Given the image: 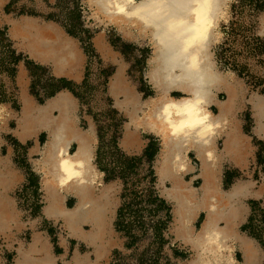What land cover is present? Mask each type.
Here are the masks:
<instances>
[{
  "label": "bare ground",
  "instance_id": "bare-ground-1",
  "mask_svg": "<svg viewBox=\"0 0 264 264\" xmlns=\"http://www.w3.org/2000/svg\"><path fill=\"white\" fill-rule=\"evenodd\" d=\"M87 1L101 21L122 28L129 38L148 37L152 44L145 76L154 95L141 99L127 80L123 63L117 65L110 78L109 92L116 107L129 118L121 140L125 151H139L144 147V140L138 144L141 129L161 136L156 173L162 185L169 183L161 187V193L173 204L175 219L171 231L194 250V257L187 264L205 260L237 263L232 242L239 244L244 259L241 264H257L260 261L258 246L253 239L237 231L235 221L245 210L241 199L258 196L260 192H253V182L248 180L236 181L227 191L221 187L225 155H234L235 162L243 167L249 154L248 136L243 135L238 122L233 121L238 105L245 99L246 88L233 72L218 68L211 50L217 38L215 28L227 0ZM5 2L0 0V15ZM5 19L12 27L11 36L24 41L33 60L37 58L39 63L49 64L56 75L77 78L76 69L82 54L75 40L60 26L29 16L16 19L5 15ZM96 42L98 48L105 49L100 38ZM174 92L182 95L173 96ZM222 94L224 100L220 99ZM21 103L17 115L8 114L17 124L12 129L13 134L21 141L37 136L40 131L48 136L42 146L31 149V154L38 155L32 159L34 169L42 174L44 212L49 219L62 222L70 237L92 246L99 259L105 253L109 233L106 215L112 204V185L102 183L103 172L94 163L93 123L90 122L88 129L79 126L78 104L67 90L43 104H38L24 91ZM248 103L255 120L254 133L264 142V95L251 93ZM5 107L0 105V120ZM221 135L224 138L219 139ZM220 141H223L222 150H219ZM191 151L200 163L198 173L193 175L196 167L189 156ZM3 162L4 173L1 170ZM9 165L10 160L0 158L2 179L11 174ZM196 179H200L198 186ZM68 195L75 198L73 208L65 204ZM4 197L0 191V227L16 204L14 199L10 201ZM201 211L205 219L197 229L193 222ZM36 221L28 225L33 227ZM61 238L67 245L65 236L61 234ZM21 242V246L26 244ZM38 242L37 238L31 244L32 252L39 250ZM42 248L44 253L38 256L29 255L25 247L18 248L17 264L26 261L50 264L49 250L45 246ZM84 257L88 260V256ZM82 258L76 250L73 261L66 264H87Z\"/></svg>",
  "mask_w": 264,
  "mask_h": 264
},
{
  "label": "rangeland",
  "instance_id": "rangeland-1",
  "mask_svg": "<svg viewBox=\"0 0 264 264\" xmlns=\"http://www.w3.org/2000/svg\"><path fill=\"white\" fill-rule=\"evenodd\" d=\"M4 11L16 19L19 16L31 15L46 20L43 22L56 23L68 32V35L70 34L82 54V81H67L71 83L69 90L78 99L79 125L87 129L89 119L92 120L90 122L94 123L98 135L97 147H101V165L111 174H117L114 178L107 179L116 190L118 209L112 232L108 235L112 249L103 264H177L178 261L189 258L188 249L176 241L170 231L171 219L168 221L167 209L161 207L156 210L158 202L148 201L147 198L150 171L155 173L157 164L159 139L149 133L143 132L141 135L148 139L147 147L151 144L153 151L158 150L152 159L144 154L146 149L141 153H125L120 143L125 135L127 119L122 111L116 108L109 92L110 78L117 65L123 63L127 65V80L137 87L141 98L154 95L153 87L145 76L148 70V58L152 54L149 38L125 36L122 28L98 19L87 0H39V2L11 0ZM0 18V22L9 24L2 13ZM215 30L217 38L211 50L216 64L222 71L233 72L244 83L245 99L238 105V109L241 110L237 117L244 132L253 136V119L248 101L253 92L264 95V0H227ZM97 38H100L105 49L98 48ZM22 42L23 48L26 49L23 40ZM110 51L117 55L116 63L112 57L105 58L111 53ZM22 71L29 93L39 103H44L47 98L66 89L62 88L61 82L66 81L65 79L56 76L49 64L40 65L25 53L18 51L9 36L8 26L0 25V105L6 106L2 114L3 119L0 120V136L4 140V154L7 155L11 151L13 163L29 174L28 182L18 185L13 192L20 210L21 221L28 225L35 219L39 220L32 228L48 230L58 253L62 251L58 246L61 234L67 238L72 248L77 246L82 251H87L89 249L85 245L71 240L61 222L41 219V210L45 202L40 176H34L28 161L26 149L31 145H21L12 136L11 131L15 128V121L8 116L9 112L17 115L21 110V96L24 92L20 82ZM173 95L179 97L182 94L175 92ZM221 97L223 98L224 95L222 94ZM12 117L14 118L15 115ZM152 133L160 138L161 143V136L156 132ZM253 143L256 146V153L250 159L248 168L243 171L227 170L226 187L230 186L234 179L242 177L244 180H249L250 177L263 182L264 148L256 138L253 139ZM118 151L124 152L129 158L142 159L123 169V160ZM97 168H99L98 163ZM166 185L169 186V183ZM166 185L164 183L162 186ZM155 187L156 192L160 194L157 182ZM131 188H134L135 192H132ZM129 203L139 212L135 215L127 213L123 217L125 228L118 229L116 222L119 209L123 204ZM167 204L165 207H169L172 216V205L169 202ZM251 206L253 207L251 218L245 229L264 248V208L259 201H252ZM155 231L158 232V236ZM28 233L26 230L25 234L21 235L23 240L20 238L19 240L28 242L30 240ZM5 244L7 242L0 236V255L2 252V256L6 259L5 264H12L15 252L10 247L6 248Z\"/></svg>",
  "mask_w": 264,
  "mask_h": 264
},
{
  "label": "crops",
  "instance_id": "crops-1",
  "mask_svg": "<svg viewBox=\"0 0 264 264\" xmlns=\"http://www.w3.org/2000/svg\"><path fill=\"white\" fill-rule=\"evenodd\" d=\"M35 1L36 2H39V0H35ZM10 2H11V0H7L6 3L3 5L2 11H1V13L3 15H10V14H7L4 11L6 5L9 4ZM23 16L36 17V18H38L41 21H46L43 18L38 17V16H31V15H23ZM17 18H20V16L17 17ZM0 25H7L8 26L9 36L14 41L15 46H16V49L18 51L22 52V53H25L26 55H28L32 59L31 53H29V51H27L25 48H23V42H22V40L19 39V38H14V37L11 36V29H12V27L7 22H0ZM64 32L66 34H68V32H66L65 30H64ZM110 57H112V59L116 63V60L115 59L117 58V55L115 53L111 52L105 58H110ZM33 61L34 62H37L40 65H48V64H45V63L44 64L43 63H39L38 62L39 60L37 58L34 59ZM82 64H83V62H81L80 63V67L78 69H76L77 78L76 77H73V76L72 77L71 76H67V75L66 76L65 75H56V76H58L59 78L65 79L68 82H81L82 79H83V67H82ZM126 69H127V65H126ZM126 69H125V74H126ZM20 79H21L20 82H21V85H22V90L26 91V93H28L30 96H32L29 93L27 84L24 81V71L21 72ZM65 88L66 89H63V90L69 91L76 98V96L71 92V90H69V88L68 89H67V87H65ZM134 88L139 93L137 87H134ZM63 90H60V91H63ZM60 91H58L56 94H58ZM177 93H179V92H177ZM56 94H54L53 96H55ZM172 95H173V93H172ZM53 96H51V97H53ZM32 98H33V96H32ZM147 98H144V99H147ZM144 99H142V100H144ZM220 99L221 100H224L225 99V95H224L223 98L220 95ZM76 101H77V104L79 106V103H78V99L77 98H76ZM36 102L38 104H43V103H39L38 101H36ZM114 102H115V100H114ZM21 105H22V103H21ZM250 108H251V106H250ZM239 110H241V109H238L237 108L236 112L234 113V115H233V121L234 120L237 121L238 122V125H239L240 132L243 135L245 134V135L248 136V149H249V154H248V157H247V160H246V165L243 166V167H240L239 166L240 168L236 165L237 163L235 162V159L236 158H235L234 155L233 156L225 155V157L223 159L222 166H221V187H222V189L224 191H227V190L231 189V187L234 185V183L236 181L244 180L243 177L242 178H236V179L233 180V182L231 183L230 186H227V187L225 186V181H226V179H225L226 177L225 176H226L227 169L228 170L234 169L236 171H238V170L241 171V169L245 170V169L248 168L249 163H250V159L253 158L255 156V153H256V146L253 143V139L256 138L259 142H261L262 145H263V148H264V142L260 138H258L255 135V133H254V127H255V120L254 119H253L254 120V125H253V129H252L253 136H250V135L246 134L244 132L243 128H242V131L243 132L241 131V126H240L241 125V121L237 117V113H239ZM251 115H252V110H251ZM124 116L126 117L125 114H124ZM252 117H253V115H252ZM126 119L128 121L129 118L126 117ZM90 121H92V120L89 119V125H90ZM127 121H126V123H127ZM14 123H15V127H16V125H17L16 124V121ZM126 123H125V125H126ZM89 125H88V128H89ZM93 128H94V133H95V137H96V145H95V151H94V153H95L94 162H95V166L97 168L96 153H97V149H98V147H97L98 135H97V131H96V127H95L94 123H93ZM83 129H85V128H83ZM125 132H126V129H125ZM143 132L144 133H149V134H151V135H153V136H155V137H157L159 139V151L157 153V159H156V163H157V160L159 158V152L161 151V148H162L161 147V143L162 142L160 143V138L155 133H152L153 131H145V130H142V131L138 132L139 133L138 134V137H139L138 144H139L140 140H144L145 141L144 147L141 150L127 152V151H125V149L122 147V145L120 143V145L122 147V150L125 153H127V154L141 153L143 150H145L147 148V145H148V139H145V138H143L141 136ZM11 134L18 141L19 144H21V145H28V144H30L31 145L29 148L26 149L27 150V154H28V161L30 163L31 170H32L34 176H40V186H41V189H42V174H41V172H37L34 169L33 162H32V159L38 158V155L37 154H31V149H32V147H34L36 145L42 146L43 143L48 138L47 133L45 131H40L37 134V136L31 137V138H27V139H25V141H21L19 138H17L13 134V131H11ZM223 136L224 135H221V137L219 139L224 138ZM219 143H221V146H219V150L220 149L222 150L223 149V141H220ZM3 147H4V140L0 136V158H1L2 161H5V158L8 159V161L10 160L9 167L12 170L10 172L11 174L6 175V177H3V179H2V176L0 175V183L2 184V185H0V191H1V194H5L4 199H7L8 200L10 198V201H11L12 199L15 200V198L13 196L14 190L17 188L18 185L23 184L26 181L28 182V176H29V174H28V172H24V170L21 167L16 166L13 163L12 158H11V155H10L11 154V151H9L7 155L4 154ZM189 156L191 158V162L196 167L195 171L193 173H191V175L197 174L198 173V170H199V167H200V165H199L200 163H199L196 155L193 153V151H191L189 153ZM2 164L3 165L1 166V170H2V173H4V172H6L5 171V168H4V162ZM224 165L226 166L225 168H224ZM97 169L100 170L99 168H97ZM100 171L103 172L102 170H100ZM155 175L157 176L156 167H155ZM248 178H249L248 181H252L253 182V185H254L253 192H260V195H258V196H249V197H246V198H242L241 199L240 203L245 207V210L242 212L241 215H239V219L235 221L236 222V229H237V231L240 234H243L246 237H249V238H251V239L254 240V242L258 246V252H259V257H260V261L257 264H264V248H263L262 244L255 237H253L250 233H248L246 231V229H245L246 224L249 222V219L251 218V214H252L251 213V204H252V201H259V202L262 201V207L264 208V180H263V182H260L259 180L257 181V180H255L253 178H250V177H248ZM101 179H102V183L112 185V183L107 182L108 180L106 179V175L104 174V172H103V175H102ZM244 181H247V180H244ZM156 182H157L158 187H159V193H160L159 195H160V197L162 199H164L166 202H169L167 199L164 198V196L161 193L162 184H161V181L158 179V177H156ZM166 183H168V182H165V185H166ZM199 184H200V179H196L195 180V185L198 186ZM43 196H44V192H43ZM74 199L75 198L73 196L68 195L66 197V201H65L66 206H68L70 208H73V206L75 205V202H76ZM15 202H16V200H15ZM44 202H45V199H44ZM170 204L172 205V210H171V212H172L173 211V204L172 203H170ZM14 205H15V210L13 212L10 211L11 206L10 205L7 206L8 210L10 212H8V214H9L8 216L6 215L5 224L0 227V236L1 237L3 236L2 238H4V237L6 238V239L4 238L5 241L7 242V244H5L6 248H9L10 247L15 252V255H14V258H13V263L12 264H17V260L19 258L18 248H22L23 249L25 247V249H28L29 255H32L33 254L34 256H38V255H43V253H44V249L42 248V246L47 247L48 250H49V255H50V258H51L50 264H66L68 261H70L72 259V255H73V253L76 250H78L80 252V254L82 255V257H83L82 258V261L86 262L87 264H103L104 261L107 259V256L109 255L110 250L112 249V244H111L110 240H108V236H107V244L105 246L106 247V250L104 251L105 253L99 259H97L95 257V251H94V248H92V246L87 245L84 242H80L79 240H77V239H75L73 237H70V236L69 237L71 238V240H75V241H77V242L85 245L89 250L82 251L77 246H75L74 248H72L71 245L69 244V241L67 240V238L65 240L67 245H64V243L62 241V238H61L60 241L58 242V246H59L60 250H62V251L60 253H58L57 252L58 249H57L56 245H54V243L52 242V239H51V236H50L49 231L48 230H42V229L37 228V227L32 228L30 225H23L22 224L23 222L21 221L20 210L17 207V203L14 204ZM45 205H46V202L44 203V206L42 207V210H41V219L50 220V221H53L55 223H59V222H56L54 220H51V219H49L47 217L46 213L44 212ZM117 209H118V203H117V198H116V190L112 186V204H111V208H110L109 212L106 215L107 216V219L109 220V233H108V235L112 232L113 221H114V219L116 217ZM174 219L175 218L172 215V220L170 222V224H171L170 231H171L172 222H173ZM204 219H205V214H204L203 211H201L199 213V215L197 216V218L195 219V221L193 222L194 227L197 228V229L200 228L201 225H202V223H203V221H204ZM36 222H39V220H37ZM223 222H224L223 220H220L219 221L220 224H223ZM27 226L29 227L28 229H27ZM87 227L88 226H85V229L86 230H87ZM26 230H28V232H29L28 234L30 235V240H28V242H24L26 244H24L23 246H21L20 243H22L21 241L23 240V238H21V235L22 234H25ZM67 232H68V235H69V231L68 230H67ZM171 233L174 236L175 240L178 241L182 246H184L185 248H187L188 251L190 252L189 258L182 259V260L178 261L177 264H187V262H189L190 260H192V258L194 257L193 255L195 253H194L193 248L191 247L190 244L184 243L183 241H181L180 239H178L176 237L174 231H171ZM19 238L22 239V240L19 241ZM37 238L39 239V242H38V244H37L36 247L39 250H37V251L35 250V251L32 252L30 246H31V244H33L36 241ZM231 244L234 245V248H235L234 257H235V259L237 261V263L236 262H233L232 264H241V263H243L244 262V259H243L242 253H241V251H240V249L238 247L239 244L236 243V242H232ZM66 246L68 247V249H66ZM0 256L2 257L0 259V264H5V260L6 259L2 256V252H1V255ZM84 256H88V258H87L88 260H86ZM71 261H73V260H71ZM24 264H30V261H26V262H24ZM78 264H84V263L82 262V263H78ZM195 264H228V263H226L223 260H219V261L213 260L210 263H208L205 260L204 262H196Z\"/></svg>",
  "mask_w": 264,
  "mask_h": 264
},
{
  "label": "trees",
  "instance_id": "trees-1",
  "mask_svg": "<svg viewBox=\"0 0 264 264\" xmlns=\"http://www.w3.org/2000/svg\"><path fill=\"white\" fill-rule=\"evenodd\" d=\"M61 82H62V87L70 88L71 83H68L67 81H64V80L61 81ZM157 151L158 150L153 151L152 150V145L150 144L146 148L144 154L148 158L152 159L154 157V155L156 154ZM118 153H119L121 159L123 160V163H122L123 164L122 165L123 169H126L128 166H130L131 163L137 162V161H139V160L142 159V158H138V157H131V158H129L122 151H118ZM101 158H102L101 147H98L96 162L98 163L99 168L103 172H105L106 179L114 178L117 174L116 175L115 174H111L107 168L103 167L101 165ZM150 174H151V177H150V180H149V187H147V198H148V201L158 202V205L156 207V210H158L161 207L162 208H166L167 209V213H168V221H169V219L172 220V218H171L172 216L170 214L169 207H165V206L168 205L167 202L164 199H162L160 197V195L156 192V189H155L156 187L155 186H156V177L157 176L155 175V173L153 171H150ZM131 189H132V192H135V189L134 188H131ZM138 212H139L138 209L134 210L132 208V204L131 203H129L128 205L127 204H123V206L120 207L119 212H118V218H117V222H116V225H117L118 229L125 228V223L123 221V217L125 215H127V213L128 214H132V215L134 214L135 215V214H138ZM166 223H167V221L164 223L165 224V227L167 226ZM126 224H128V223H126ZM155 232L157 233V236H158V232L157 231H155Z\"/></svg>",
  "mask_w": 264,
  "mask_h": 264
},
{
  "label": "flooded vegetation",
  "instance_id": "flooded-vegetation-1",
  "mask_svg": "<svg viewBox=\"0 0 264 264\" xmlns=\"http://www.w3.org/2000/svg\"><path fill=\"white\" fill-rule=\"evenodd\" d=\"M250 110H251V108H250ZM240 111V110H239ZM238 114V113H237ZM251 117H252V115H251ZM252 119H253V117H252ZM253 125H254V120H253ZM241 126V131H242V124L240 125ZM253 129V128H252ZM243 132V131H242ZM220 146H221V143H220ZM236 164V163H235ZM238 167H239V165L238 164H236ZM226 166L224 165V168H225ZM240 168V167H239ZM228 170V169H227ZM241 171H243V169H241ZM228 175V173H227V171H226V176ZM261 204H262V201H261ZM252 205V204H251ZM263 208V207H262ZM252 209H253V207L251 206V212H252Z\"/></svg>",
  "mask_w": 264,
  "mask_h": 264
}]
</instances>
